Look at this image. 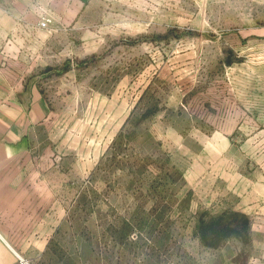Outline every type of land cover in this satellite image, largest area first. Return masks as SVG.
Instances as JSON below:
<instances>
[{"label":"rangeland","instance_id":"rangeland-1","mask_svg":"<svg viewBox=\"0 0 264 264\" xmlns=\"http://www.w3.org/2000/svg\"><path fill=\"white\" fill-rule=\"evenodd\" d=\"M79 17L21 43L45 103L26 144L69 225L115 233L101 252L121 264H264V219L237 208L264 193V0H86Z\"/></svg>","mask_w":264,"mask_h":264},{"label":"crops","instance_id":"crops-1","mask_svg":"<svg viewBox=\"0 0 264 264\" xmlns=\"http://www.w3.org/2000/svg\"><path fill=\"white\" fill-rule=\"evenodd\" d=\"M85 1L0 0V264H121L101 252L118 244L115 233L94 231L86 217L77 227L69 225L53 180L37 177L26 144L42 122L45 103L36 62L23 65L21 43L30 49L37 35L47 36L38 26L41 8L52 15L50 25L66 28L79 23ZM237 208L252 221L264 219V193L251 202L239 200ZM252 227L264 231V225Z\"/></svg>","mask_w":264,"mask_h":264},{"label":"built area","instance_id":"built-area-1","mask_svg":"<svg viewBox=\"0 0 264 264\" xmlns=\"http://www.w3.org/2000/svg\"><path fill=\"white\" fill-rule=\"evenodd\" d=\"M52 22V15L46 10L41 8L38 20V26L41 28L49 27Z\"/></svg>","mask_w":264,"mask_h":264},{"label":"trees","instance_id":"trees-1","mask_svg":"<svg viewBox=\"0 0 264 264\" xmlns=\"http://www.w3.org/2000/svg\"><path fill=\"white\" fill-rule=\"evenodd\" d=\"M203 240V239H202ZM205 240V239H204Z\"/></svg>","mask_w":264,"mask_h":264}]
</instances>
